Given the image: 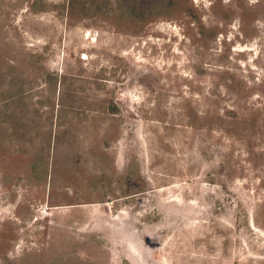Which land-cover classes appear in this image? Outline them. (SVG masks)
<instances>
[{
	"label": "rangeland",
	"instance_id": "obj_1",
	"mask_svg": "<svg viewBox=\"0 0 264 264\" xmlns=\"http://www.w3.org/2000/svg\"><path fill=\"white\" fill-rule=\"evenodd\" d=\"M0 264H264V0H0Z\"/></svg>",
	"mask_w": 264,
	"mask_h": 264
}]
</instances>
